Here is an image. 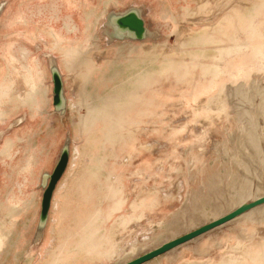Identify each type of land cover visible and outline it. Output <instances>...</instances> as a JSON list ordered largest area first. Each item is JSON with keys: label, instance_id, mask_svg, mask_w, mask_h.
Wrapping results in <instances>:
<instances>
[{"label": "rangeland", "instance_id": "obj_1", "mask_svg": "<svg viewBox=\"0 0 264 264\" xmlns=\"http://www.w3.org/2000/svg\"><path fill=\"white\" fill-rule=\"evenodd\" d=\"M3 3L0 264H124L264 195V110L245 136L227 100L234 81L264 80V0ZM130 7L156 35L111 41L107 14ZM69 138L40 234L41 179ZM145 264H264V205Z\"/></svg>", "mask_w": 264, "mask_h": 264}, {"label": "water", "instance_id": "obj_2", "mask_svg": "<svg viewBox=\"0 0 264 264\" xmlns=\"http://www.w3.org/2000/svg\"><path fill=\"white\" fill-rule=\"evenodd\" d=\"M4 8V3L0 5V14ZM144 12L137 7H130L122 11H111L107 14L104 24V35L111 41H146L156 35L151 29ZM50 73L53 84V108L54 112L65 115L68 112V98L66 96V84L63 73L58 64H50ZM258 77V78H257ZM256 78L245 80H236L228 86L227 98L234 108V114L246 118V135L251 131L252 125L257 120L253 117L251 108L261 107L264 110V80L257 76ZM223 88L219 90L218 95H223ZM217 95V96H218ZM216 96V97H217ZM220 105V104H219ZM249 112H251L249 114ZM241 114V115H240ZM264 120V119H263ZM250 127V129H249ZM245 130V127H244ZM253 136H259V140L264 142V130L255 128ZM257 134V135H256ZM261 137V138H260ZM253 140V137L251 138ZM71 139L69 138L61 148L60 154L55 162L51 172L43 174L41 179V203L38 220V230L41 234L46 228L55 197L56 190L60 182L65 177L71 163ZM248 146V145H246ZM264 205V195L250 201L239 204L228 213L213 219L203 225L190 230L178 237H175L160 246L124 263V264H145L158 258L171 250L182 246L218 227H221L234 219L252 211L256 207Z\"/></svg>", "mask_w": 264, "mask_h": 264}, {"label": "bare ground", "instance_id": "obj_3", "mask_svg": "<svg viewBox=\"0 0 264 264\" xmlns=\"http://www.w3.org/2000/svg\"><path fill=\"white\" fill-rule=\"evenodd\" d=\"M222 95H218L215 99H214V105L215 104H222V101H221V99H222ZM223 100V99H222ZM257 108V107H256ZM251 113V112H250ZM256 117V116H255ZM260 119H262V117H261V115H260ZM259 120H257V122H256V124H255V127H257V129L260 127V124H259V122H258ZM254 125V124H253ZM253 125H252V128H251V130L253 131ZM261 128V127H260ZM264 130V129H263ZM261 206H263V205H261ZM261 206H259V207H261ZM259 207H256L255 209H257V208H259ZM255 209H253V210H255Z\"/></svg>", "mask_w": 264, "mask_h": 264}]
</instances>
